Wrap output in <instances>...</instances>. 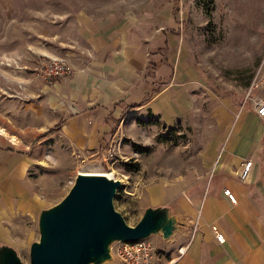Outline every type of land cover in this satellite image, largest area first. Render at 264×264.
I'll list each match as a JSON object with an SVG mask.
<instances>
[{
  "label": "rangeland",
  "instance_id": "1",
  "mask_svg": "<svg viewBox=\"0 0 264 264\" xmlns=\"http://www.w3.org/2000/svg\"><path fill=\"white\" fill-rule=\"evenodd\" d=\"M77 1L34 0L27 5L26 0H0V135L4 148L33 158L25 175L38 194L33 208L12 211L0 222V247L12 248L25 264L31 243L39 239L40 211L67 194L84 165L114 170L121 181L114 205L128 223L136 224L149 206H167L175 215L171 203L153 204L150 188L159 183L167 190L175 183L177 190L184 188L188 181L182 177L189 170L204 171V151L208 140L220 133L221 110L252 101L254 91L264 95V66L259 73L264 63L261 0ZM144 5L169 32L163 54L168 82L142 95L131 112L122 109L123 124L119 120L108 134L107 147H75L56 125L60 96L47 90L55 81H38L32 87V67L42 54L66 58L60 36L54 35L66 27L60 13L82 7L96 14L118 6L137 11ZM205 6L211 7L212 18ZM257 97L255 104L264 100ZM144 147L149 150L141 151ZM173 237H147L156 247V264H165L176 252ZM118 245L111 243L110 258L91 264H118Z\"/></svg>",
  "mask_w": 264,
  "mask_h": 264
},
{
  "label": "crops",
  "instance_id": "2",
  "mask_svg": "<svg viewBox=\"0 0 264 264\" xmlns=\"http://www.w3.org/2000/svg\"><path fill=\"white\" fill-rule=\"evenodd\" d=\"M258 6L263 12L264 0ZM88 10L60 13L66 27L54 35L60 36L71 71L47 90L59 93L56 125L66 139L79 148L107 147L108 134L119 120L123 124L122 109L131 112L142 95L168 82L163 54L170 37L145 5L137 11L120 6L96 14ZM33 67L28 82L32 87L43 81L34 75ZM255 96L264 98L254 91L252 101L241 100L221 110L220 133L208 140L204 151V171L189 170L182 177L188 182L181 190H177L179 183L169 190L164 183L150 188L153 204L171 203L180 226L172 238L177 250L165 264H264V115L257 113ZM173 113L179 114L178 109ZM3 146L0 135V222L12 211L33 208L38 195L25 175L33 158ZM247 160L252 163L242 178ZM224 187L236 194V203ZM213 226L223 233V241Z\"/></svg>",
  "mask_w": 264,
  "mask_h": 264
},
{
  "label": "water",
  "instance_id": "3",
  "mask_svg": "<svg viewBox=\"0 0 264 264\" xmlns=\"http://www.w3.org/2000/svg\"><path fill=\"white\" fill-rule=\"evenodd\" d=\"M119 179L79 172L67 194L38 216L39 239L28 264H91L111 257V243L136 241L161 233L170 238L180 227L167 206H149L132 225L115 208ZM0 264H25L16 252L0 247Z\"/></svg>",
  "mask_w": 264,
  "mask_h": 264
},
{
  "label": "built area",
  "instance_id": "4",
  "mask_svg": "<svg viewBox=\"0 0 264 264\" xmlns=\"http://www.w3.org/2000/svg\"><path fill=\"white\" fill-rule=\"evenodd\" d=\"M264 63L261 64L260 70ZM71 71V67L66 58L58 55H44L37 59L33 72L34 75L45 81H52L65 77ZM257 113L264 115V100L257 104ZM252 160H247L244 163L240 176L245 178L249 171ZM223 192L233 202H237L236 194L229 187H224ZM213 230L219 241L224 240V235L217 226H213ZM117 253L119 257L118 264H156V247L146 237L136 241H118Z\"/></svg>",
  "mask_w": 264,
  "mask_h": 264
},
{
  "label": "bare ground",
  "instance_id": "5",
  "mask_svg": "<svg viewBox=\"0 0 264 264\" xmlns=\"http://www.w3.org/2000/svg\"><path fill=\"white\" fill-rule=\"evenodd\" d=\"M80 172H85V173H97V174H104L107 175L108 177H113L114 176V170L112 169H107L101 164H96V163H89L84 165L80 170Z\"/></svg>",
  "mask_w": 264,
  "mask_h": 264
},
{
  "label": "trees",
  "instance_id": "6",
  "mask_svg": "<svg viewBox=\"0 0 264 264\" xmlns=\"http://www.w3.org/2000/svg\"><path fill=\"white\" fill-rule=\"evenodd\" d=\"M205 1V0H204ZM210 2H212L213 3V0H210ZM205 8V12L207 13V15H208V17L209 18H212V11H211V7H209V6H205L204 7ZM149 149H148V147H144L143 149H141V151H148Z\"/></svg>",
  "mask_w": 264,
  "mask_h": 264
}]
</instances>
